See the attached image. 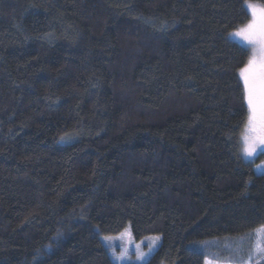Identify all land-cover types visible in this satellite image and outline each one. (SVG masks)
I'll return each instance as SVG.
<instances>
[{
	"label": "trees",
	"instance_id": "1",
	"mask_svg": "<svg viewBox=\"0 0 264 264\" xmlns=\"http://www.w3.org/2000/svg\"><path fill=\"white\" fill-rule=\"evenodd\" d=\"M249 18L244 0H0V264H113L101 236L128 225L161 236L148 264H205L197 241L264 224L240 153L250 51L229 37Z\"/></svg>",
	"mask_w": 264,
	"mask_h": 264
},
{
	"label": "snow or ice",
	"instance_id": "2",
	"mask_svg": "<svg viewBox=\"0 0 264 264\" xmlns=\"http://www.w3.org/2000/svg\"><path fill=\"white\" fill-rule=\"evenodd\" d=\"M244 5L251 19L248 23L230 32L229 37L239 38L244 45L252 49V54L238 70L239 78L243 82L244 100L249 113L247 131L252 134L243 137V153L251 158L256 155L258 149L264 150V4L244 0ZM61 139L64 140L65 137ZM255 234L261 241H264V226L255 230ZM105 239L111 238L105 237ZM158 239L159 237L149 238L147 253L141 251L140 246L137 245L136 259L142 261L143 264H148V259L154 252V242ZM141 243L143 244V241ZM257 249L264 257V246L257 244ZM113 256L118 260H123L127 257V253L122 252L117 257L113 251ZM206 264H208L207 261Z\"/></svg>",
	"mask_w": 264,
	"mask_h": 264
},
{
	"label": "rangeland",
	"instance_id": "3",
	"mask_svg": "<svg viewBox=\"0 0 264 264\" xmlns=\"http://www.w3.org/2000/svg\"><path fill=\"white\" fill-rule=\"evenodd\" d=\"M250 2L263 4L252 0H250ZM250 19L251 17L249 18V20ZM249 20L246 21L245 24L248 23ZM230 38L238 42L239 44L244 45V43L240 41L239 38ZM246 47L249 49L251 55V47ZM248 115L249 113L247 114L246 121L248 120ZM247 128L248 124L246 122L243 129L244 133L241 137L242 146L240 153L242 154V157L245 161H250L253 164L254 173H264V150L258 149L256 155L251 158L246 157L243 153V137L245 135H252L247 131ZM261 155L263 157L259 158ZM258 165H260L261 167L258 168ZM261 226H264V224L250 230L249 232L240 233L239 235L228 237L217 236V238H207V240L204 241H197L196 244H194V248L205 253V264L206 261L208 262V264H264V257L261 256L260 252L257 249V244L264 246V241H261V239L255 234V230H257ZM105 237H109L111 239L106 240ZM153 237H159V239L154 242L155 251L160 245L161 236L158 234L145 235L141 237V239L137 240L131 233V228L129 225L121 230L118 234L102 235L101 241L103 246L107 248L108 255L109 257H111L113 264H143L142 261H138L136 259V246L139 245L140 250L144 253H147L149 251V238ZM142 241L143 244L141 243ZM113 251H115V255L117 257L120 256L122 252H126L127 257L123 260H118L113 256Z\"/></svg>",
	"mask_w": 264,
	"mask_h": 264
}]
</instances>
